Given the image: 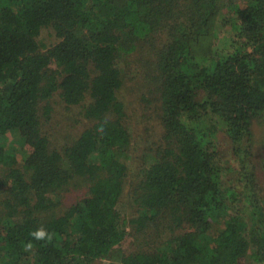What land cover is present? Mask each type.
<instances>
[{"label":"trees","instance_id":"trees-1","mask_svg":"<svg viewBox=\"0 0 264 264\" xmlns=\"http://www.w3.org/2000/svg\"><path fill=\"white\" fill-rule=\"evenodd\" d=\"M220 1L234 17L232 44L197 56ZM45 29L58 39L47 49ZM146 44L164 144L125 192L132 139L120 61ZM54 97L92 122L62 151L45 131ZM262 118L264 0H0V163L12 132L27 152L22 169L0 175V264H264L252 133ZM83 186L86 197L57 214L59 195ZM127 196L131 218L118 210ZM40 227L51 243L25 251ZM133 230L158 246L118 257Z\"/></svg>","mask_w":264,"mask_h":264},{"label":"rangeland","instance_id":"rangeland-1","mask_svg":"<svg viewBox=\"0 0 264 264\" xmlns=\"http://www.w3.org/2000/svg\"><path fill=\"white\" fill-rule=\"evenodd\" d=\"M218 9V22L213 27L212 39L209 41L211 45L206 43L203 48H198L197 56H212L218 50L229 49L232 44L234 17L228 11L226 1H220ZM39 41L44 49L58 43L54 31L50 29L42 31ZM155 41L161 43L159 38H156ZM209 47L213 50L212 54L208 51ZM139 49L135 54L120 61L124 85L118 96L126 106V126L132 139L131 150L126 156L121 157V160L128 166L125 192H127L131 183L136 184L137 180H141L145 170L154 161V155L158 148L164 144L161 104L156 90L159 85L154 67V51L150 50L148 44ZM51 104L53 110L49 115V122L45 126V131L51 138L53 147L62 151L74 139H77L85 129L90 127L92 122L84 118L80 106L69 107L57 97L53 98ZM252 133L256 175L262 189L261 196L264 204V118L253 120ZM17 136L18 134L15 131L2 141L6 148V155L10 156L0 163V175L3 179L6 178L11 169H22L26 159L27 152L23 150L17 141ZM216 140L218 148L224 156L223 163L226 165L233 164L230 156L231 145L222 130H219L216 134ZM87 192L88 188L83 186L71 187L70 190L61 193L58 197L57 214H62L71 205L86 197ZM123 200L119 204L118 210L125 218H131L134 210L130 207L131 203L128 202V196L123 197ZM181 232H183V229H179L177 233ZM143 235L145 233H134L133 236H130L127 243L121 249L118 248V257L120 254L125 255V252L126 254L137 253L153 250L158 246L157 242H150L149 235L146 237L148 241L139 238L144 237ZM105 263L106 261L97 262V264ZM249 264H253V262L250 261Z\"/></svg>","mask_w":264,"mask_h":264},{"label":"clouds","instance_id":"clouds-1","mask_svg":"<svg viewBox=\"0 0 264 264\" xmlns=\"http://www.w3.org/2000/svg\"><path fill=\"white\" fill-rule=\"evenodd\" d=\"M98 132H103L104 127L101 125L98 129ZM29 236L32 238L30 239L25 245H24V250L25 251H31L33 248V243L32 240H39V241H45L47 243H51L54 233H50L46 228L40 227L38 229L33 230L32 232L29 233Z\"/></svg>","mask_w":264,"mask_h":264}]
</instances>
